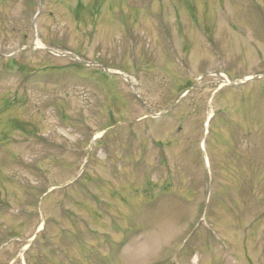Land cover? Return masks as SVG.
<instances>
[{"label":"rangeland","instance_id":"374dc122","mask_svg":"<svg viewBox=\"0 0 264 264\" xmlns=\"http://www.w3.org/2000/svg\"><path fill=\"white\" fill-rule=\"evenodd\" d=\"M206 70L264 72V0H0V264H264V77L152 116Z\"/></svg>","mask_w":264,"mask_h":264},{"label":"bare ground","instance_id":"6f19581e","mask_svg":"<svg viewBox=\"0 0 264 264\" xmlns=\"http://www.w3.org/2000/svg\"><path fill=\"white\" fill-rule=\"evenodd\" d=\"M223 78L225 83L231 82V80L227 76L224 75Z\"/></svg>","mask_w":264,"mask_h":264},{"label":"water","instance_id":"95a60500","mask_svg":"<svg viewBox=\"0 0 264 264\" xmlns=\"http://www.w3.org/2000/svg\"><path fill=\"white\" fill-rule=\"evenodd\" d=\"M260 76L259 75H256L253 79H257V78H259ZM246 81H248V79L247 80H245V81H241V82H238V84H242V83H244V82H246Z\"/></svg>","mask_w":264,"mask_h":264}]
</instances>
